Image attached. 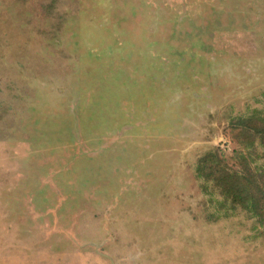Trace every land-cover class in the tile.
Segmentation results:
<instances>
[{
  "label": "rangeland",
  "instance_id": "374dc122",
  "mask_svg": "<svg viewBox=\"0 0 264 264\" xmlns=\"http://www.w3.org/2000/svg\"><path fill=\"white\" fill-rule=\"evenodd\" d=\"M257 110L264 0H0V264H264Z\"/></svg>",
  "mask_w": 264,
  "mask_h": 264
},
{
  "label": "trees",
  "instance_id": "16d2710c",
  "mask_svg": "<svg viewBox=\"0 0 264 264\" xmlns=\"http://www.w3.org/2000/svg\"><path fill=\"white\" fill-rule=\"evenodd\" d=\"M255 112L258 113L252 117L238 118L237 125L241 129V136L248 140L246 149H258L264 153V117L259 115L260 111ZM241 160L244 174L231 173L221 166L217 152H211L200 161L196 169L197 178L213 182L226 198H232L250 214L264 221V171L259 168L254 170L242 154Z\"/></svg>",
  "mask_w": 264,
  "mask_h": 264
}]
</instances>
